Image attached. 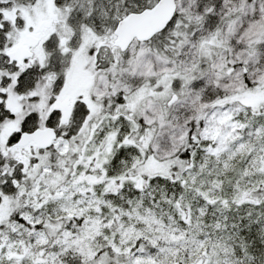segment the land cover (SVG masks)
<instances>
[{
	"label": "snow or ice",
	"instance_id": "1",
	"mask_svg": "<svg viewBox=\"0 0 264 264\" xmlns=\"http://www.w3.org/2000/svg\"><path fill=\"white\" fill-rule=\"evenodd\" d=\"M0 264H264V0H0Z\"/></svg>",
	"mask_w": 264,
	"mask_h": 264
}]
</instances>
